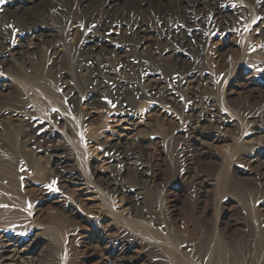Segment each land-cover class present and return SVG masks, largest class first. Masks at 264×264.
I'll return each mask as SVG.
<instances>
[{"label":"rangeland","instance_id":"rangeland-1","mask_svg":"<svg viewBox=\"0 0 264 264\" xmlns=\"http://www.w3.org/2000/svg\"><path fill=\"white\" fill-rule=\"evenodd\" d=\"M113 1L141 4L142 35L123 21L105 28L82 0H0V183L15 175L13 196L35 222L15 236L0 216V264L19 237L22 264H172L155 240L120 223L127 216L188 253L208 232L252 245L264 228V0L204 3L185 49L174 37L175 0ZM157 6L168 9L166 25ZM92 40L107 47L101 69L81 66ZM33 80L45 90L42 108L23 84Z\"/></svg>","mask_w":264,"mask_h":264},{"label":"bare ground","instance_id":"bare-ground-1","mask_svg":"<svg viewBox=\"0 0 264 264\" xmlns=\"http://www.w3.org/2000/svg\"><path fill=\"white\" fill-rule=\"evenodd\" d=\"M127 1V0H126ZM173 1V0H172ZM213 0H175V13L178 16V18H180L179 23L177 24L176 30L174 31V37L175 40L180 42L184 48V41L186 39V34L188 32H191L189 27H191L189 25V22H191V20H194V16L195 14L198 13V11L200 10L201 5L203 6L204 3L206 2H212ZM217 1V0H216ZM159 2V1H158ZM174 2V1H173ZM124 3V2H123ZM151 3V2H150ZM149 3V4H150ZM222 3V2H221ZM119 3H117L116 1L113 0H82L81 2V6L82 8H86L87 11H94V13L97 11L99 14V18L101 19V21L103 22V26L105 28H109L111 27L115 22H126L129 25L133 26V31L135 33V35H139L141 34V32L145 31L146 29L145 27V21L143 19L142 15V6L141 4H125L123 6L118 5ZM213 4V3H212ZM209 5V3H208ZM18 6V5H17ZM16 6V7H17ZM150 6V5H149ZM168 6V5H167ZM213 6V5H212ZM78 7V6H77ZM165 7V6H164ZM211 7V6H210ZM22 8V7H21ZM214 8V7H211ZM221 8V7H220ZM19 9V8H18ZM26 9V8H25ZM149 9V8H148ZM153 9V8H152ZM215 9V8H214ZM83 10V9H82ZM146 10V9H145ZM85 11V10H83ZM154 11V10H153ZM170 11V10H169ZM216 11V10H215ZM147 12V11H146ZM155 16L157 18H159V21L163 22L164 25H166L169 21L168 19V9L165 10L163 7L161 6H157V9H155ZM18 13V12H17ZM84 13V12H83ZM93 13V14H94ZM149 13V12H148ZM147 13V14H148ZM227 13V12H226ZM30 14V13H29ZM91 14V13H90ZM97 14V13H95ZM171 13H169L170 15ZM198 15V14H197ZM18 16V15H17ZM224 16V15H223ZM222 16V17H223ZM221 17V15H220ZM170 18V17H169ZM10 19V18H9ZM13 19V18H12ZM6 20V17H5ZM8 20V19H7ZM14 21H16L14 19ZM18 21V20H17ZM28 22V21H27ZM147 22V21H146ZM10 23H13V20L10 19ZM46 24V23H45ZM195 24V23H194ZM198 24V23H197ZM37 26V25H36ZM36 29V27H35ZM195 29V28H194ZM194 31V30H193ZM173 32V31H172ZM171 31H169L168 33L171 35L172 34ZM193 34V33H192ZM51 35V34H50ZM54 35V34H53ZM142 35V34H141ZM139 37V36H138ZM193 37V36H192ZM38 39V38H37ZM41 39V38H40ZM131 39V38H130ZM174 40V41H175ZM190 40V39H189ZM92 44L89 47L90 48V52L88 53L89 57L87 60L83 61V63L81 64V66L83 65L84 68H97V69H101V62H100V58H102L105 54V52L107 51V47L103 46L102 44L96 42V40H92L91 41ZM102 42V41H101ZM187 43V42H186ZM2 46V45H1ZM179 47V46H178ZM188 48V47H187ZM178 49V48H177ZM185 49V48H184ZM88 50V49H87ZM85 52V50H84ZM177 53V52H176ZM168 56V55H167ZM106 57V55H105ZM179 57V55H178ZM69 58V57H68ZM104 58V57H103ZM107 58V57H106ZM24 59V57H23ZM84 58L82 57V60ZM170 59V58H169ZM17 60V59H16ZM105 59H103L104 61ZM176 60V59H175ZM181 61V60H180ZM184 64V63H183ZM72 65V64H71ZM106 65V64H105ZM80 66V65H79ZM80 66V67H81ZM72 67V66H71ZM85 68V69H86ZM106 68V67H105ZM72 69V68H70ZM103 71L108 72V69H105ZM82 72V70H81ZM102 73V71H101ZM109 73V72H108ZM80 74V73H79ZM42 75V74H41ZM81 75V74H80ZM19 80V79H18ZM151 80V79H150ZM149 80V81H150ZM23 81V79L21 80V82ZM27 81V80H26ZM38 81V78H37ZM154 81V79H153ZM20 82V81H19ZM25 82V81H24ZM23 84L26 87H32L33 88V98L34 100L37 102L38 106L40 108H42V106L44 105V99H45V94L43 91V86L41 87L40 84H36L33 80V82L35 83L33 86V84H30L28 82H25ZM155 83V82H154ZM20 84V83H19ZM22 85V83H21ZM23 85V86H24ZM40 85V86H39ZM43 85V84H42ZM154 85V84H153ZM22 86V87H23ZM24 86V87H25ZM152 86V85H150ZM148 86V87H150ZM46 87V86H45ZM155 87V86H154ZM28 89V88H27ZM31 89V88H30ZM47 91V90H46ZM46 93V92H45ZM168 98V97H167ZM81 139V138H80ZM77 139L74 141V146L75 147V154H77V158L79 159V161L81 163H85L86 162V152H85V146L82 142V140ZM107 142V141H106ZM139 143V142H138ZM141 144V143H140ZM139 144V145H140ZM104 145V144H103ZM111 145V144H110ZM121 145V144H120ZM124 145V144H123ZM134 145V144H133ZM138 145V144H137ZM141 146V145H140ZM126 147V146H125ZM133 147V146H132ZM136 147V145H135ZM124 148V147H123ZM141 149V147H140ZM139 151V150H138ZM109 152V151H108ZM137 150L136 148H130V149H125L122 150V155L123 157L127 158V159H131L135 154H136ZM139 153V152H138ZM117 154V153H116ZM121 154V153H120ZM114 155V154H113ZM141 155V154H140ZM114 158V157H113ZM115 159V158H114ZM145 159V158H144ZM88 160V159H87ZM143 162V161H142ZM121 163V162H120ZM133 163V162H132ZM192 163V162H191ZM135 164V163H134ZM116 165V164H115ZM112 165V166H115ZM130 165V164H129ZM143 165L141 164L138 169L140 170V172L143 170ZM10 168V167H9ZM135 168V167H134ZM127 169V168H126ZM131 169V168H130ZM146 169V168H145ZM133 170V169H132ZM122 172V171H121ZM131 172V171H130ZM139 172V171H138ZM145 173V171H143ZM134 174V173H133ZM6 178H8V181L6 182V184L4 183H0V216L1 219L4 220V224L5 227H7V229H9L10 231H13L15 236L16 235H20L21 236V232H27V230H30L34 225L35 222L29 221L28 219L31 217H29L28 219L25 218L24 213L26 214L25 211L22 210V207L25 206V203L23 201V199L21 201H18L17 199H15V197L13 196L14 194V181L15 175H12L10 173L6 174ZM227 175V174H225ZM221 176V175H220ZM219 176V177H220ZM17 177V176H16ZM76 177V176H75ZM78 177V176H77ZM115 177V176H114ZM119 178V177H117ZM128 178V177H127ZM130 178V177H129ZM107 179V177H106ZM228 179V177H227ZM18 180V179H16ZM111 180V179H110ZM109 180V181H110ZM19 181V180H18ZM17 181V182H18ZM75 182V181H74ZM106 182V181H105ZM127 182V181H126ZM197 182V181H196ZM108 183V182H107ZM18 184V183H17ZM234 184V183H233ZM108 186V185H107ZM112 186H114V189H118V188H122V190L125 188L123 186H120V183L118 181L116 182H112ZM195 186V185H194ZM217 186V185H216ZM220 186L222 189L227 188V183L226 180L224 179V176L220 177ZM240 186V185H239ZM127 187V186H126ZM229 187V186H228ZM14 188V190L12 189ZM64 188V187H63ZM109 188V187H108ZM120 188V189H121ZM112 189V188H110ZM18 189H16L17 191ZM63 190V189H62ZM128 192L130 190H127ZM122 192V191H121ZM126 192V191H125ZM124 193V192H123ZM138 193V192H137ZM237 194V193H236ZM240 194V193H239ZM100 195V194H99ZM135 195V194H134ZM19 196V195H18ZM17 196V197H18ZM24 196V195H23ZM125 196V194H124ZM134 197V196H133ZM22 198H26V197H22ZM127 198V195H126ZM132 198V196H131ZM134 199V198H133ZM127 200V199H126ZM129 200V198H128ZM135 200V199H134ZM27 201V199H26ZM25 201V202H26ZM115 201V200H114ZM130 201V200H129ZM28 204V203H27ZM26 204V208L27 207ZM137 204V202H136ZM135 205V204H134ZM21 208V209H20ZM39 208V207H38ZM31 214V213H30ZM58 214V213H57ZM141 214V213H140ZM211 214V213H210ZM32 215V214H31ZM55 215V214H54ZM262 215V214H261ZM59 216V215H58ZM120 217V216H119ZM134 217V216H133ZM209 217V216H208ZM54 218V217H53ZM140 218V216H139ZM142 218V217H141ZM148 219V218H147ZM189 219V218H188ZM65 220V219H64ZM120 223L123 222L125 223L124 225L127 224L130 225V227L133 228L134 231H136L137 233H139L140 235H142L144 238H148V239H152L155 240L156 243L159 245V247L162 249L167 258L170 260V262L172 264H264V228H259L258 230H254L255 233L253 234L254 237L256 238V242L254 244H244L241 243L240 241L237 240L238 235L236 236H230L229 235V240H227L226 238H223L221 236V234L216 232L209 233L208 238L206 239L207 241L204 242L203 244H198L196 246L195 244V248L193 247L194 253L192 254L191 252H184L182 250H179L177 245H175L174 242V238L172 240L171 236H168L167 234L163 233L162 231H159L155 228L152 227V225L150 224V222H146V221H142V220H138V219H132L127 217H122L120 218ZM57 221V220H56ZM61 221V220H60ZM170 222V221H169ZM253 222V221H252ZM38 223V222H37ZM40 223V222H39ZM54 223V222H53ZM187 223V222H186ZM204 223V222H203ZM57 224V223H56ZM50 225V224H48ZM52 226L49 227V230L51 232V234L53 235L54 239L58 240V242H61V237L60 234L57 233L56 231V227L54 228V225L51 224ZM120 225V224H119ZM123 225V224H121ZM38 226V225H36ZM56 226V225H55ZM60 226L61 228H65L67 225H64L63 222H60ZM35 227V226H34ZM48 227V226H47ZM131 228V229H132ZM170 229V228H169ZM176 229V228H175ZM187 229V228H186ZM255 229V228H254ZM47 231V230H46ZM63 231V230H61ZM189 231V230H188ZM192 231V230H191ZM245 231V230H243ZM194 232V231H193ZM224 232V231H223ZM251 232V231H250ZM28 233V232H27ZM192 233V232H190ZM196 233V232H195ZM193 234V236L196 234ZM47 234V233H46ZM230 234V233H229ZM249 234V232H248ZM62 235V234H61ZM186 236L188 234H185ZM192 235V234H190ZM224 235V234H223ZM235 235V234H234ZM252 235V234H251ZM5 236L10 237V234L6 233ZM40 236V235H39ZM206 236V235H205ZM228 236V235H227ZM38 236H36L37 238ZM52 237V236H51ZM200 237V236H199ZM245 237V236H244ZM13 238V237H11ZM20 239H18L17 241L10 239V241H15V242H11L10 245V249L9 252L11 253L10 257H8L10 259V264H19L20 262H17V260H21L22 258V253L26 250V247L21 248L19 245V242L22 241V238L19 237ZM35 238V239H36ZM205 238V237H204ZM203 238V239H204ZM53 239V238H52ZM53 239V240H54ZM187 239V238H186ZM193 239V238H192ZM239 239V238H238ZM253 239V238H252ZM191 240V239H190ZM255 240V239H254ZM25 241V240H24ZM247 241V240H246ZM57 242V241H56ZM187 242V241H186ZM62 243V242H61ZM62 245H60L61 247ZM59 247V246H58ZM59 247V249H61ZM180 247V246H179ZM29 248V247H28ZM121 248V247H120ZM159 248V249H160ZM120 250V249H119ZM64 252H66V250H63ZM62 251V252H63ZM30 252V251H29ZM28 252V253H29ZM61 252V251H60ZM61 252V253H62ZM120 252V251H119ZM118 252V253H119ZM56 253V252H54ZM155 253V252H154ZM60 254V253H59ZM64 255V254H63ZM62 255V256H63ZM122 255L125 256V251L122 252ZM65 256V255H64ZM140 256V255H139ZM34 257V256H33ZM120 257V256H119ZM132 257V256H131ZM130 257V258H131ZM157 257V256H156ZM160 257V256H159ZM24 258V257H23ZM27 258V257H26ZM67 257L65 256V259ZM128 258V257H127ZM23 260V259H22ZM71 260V259H70ZM126 260V258H125ZM32 261V259H31ZM24 262V260H23ZM62 262V261H61ZM28 263V262H27ZM9 264V263H8ZM22 264V263H21ZM25 264V263H23Z\"/></svg>","mask_w":264,"mask_h":264},{"label":"snow or ice","instance_id":"snow-or-ice-1","mask_svg":"<svg viewBox=\"0 0 264 264\" xmlns=\"http://www.w3.org/2000/svg\"><path fill=\"white\" fill-rule=\"evenodd\" d=\"M53 183H55V181Z\"/></svg>","mask_w":264,"mask_h":264}]
</instances>
